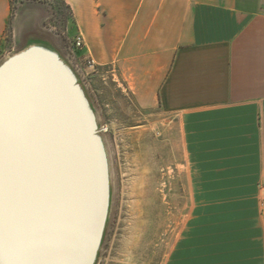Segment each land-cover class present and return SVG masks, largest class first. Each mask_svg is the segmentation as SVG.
<instances>
[{
    "label": "crops",
    "instance_id": "0c3cea01",
    "mask_svg": "<svg viewBox=\"0 0 264 264\" xmlns=\"http://www.w3.org/2000/svg\"><path fill=\"white\" fill-rule=\"evenodd\" d=\"M61 1L79 60L180 126L196 222L165 264H264V0Z\"/></svg>",
    "mask_w": 264,
    "mask_h": 264
},
{
    "label": "rangeland",
    "instance_id": "374dc122",
    "mask_svg": "<svg viewBox=\"0 0 264 264\" xmlns=\"http://www.w3.org/2000/svg\"><path fill=\"white\" fill-rule=\"evenodd\" d=\"M10 3L11 16L0 45V63L20 50L27 39L40 35L47 37L78 74L97 113L110 161L112 194L110 216L96 264H165L186 227L196 222L192 210L196 208L193 199L197 193V178L188 168L178 122L171 116L162 115L156 108L140 109L104 70L97 72L94 65L91 68L87 64L89 59L79 60L75 51L80 50L74 49L73 43L80 34L73 40L66 38L70 14L60 0H10ZM253 5V0H239L243 9H251ZM19 65L51 70L64 81L63 74L40 56L12 63L0 77L4 75L6 79L5 73ZM9 79L4 80L5 86ZM84 125L87 128L85 122ZM91 148L95 162V150ZM95 167L99 184L98 218L102 206L103 176L96 162ZM57 187L60 204L77 201V197L81 204L84 203L86 197L82 200L73 195L72 189L77 187L71 185V189L67 182L62 181ZM78 188V193L82 194L87 187L78 183ZM58 211L55 221L59 232L56 234L52 233L54 229H45L43 221H40L43 237L30 239L25 234L26 242L20 245L24 238L21 230L12 235L9 233L12 236L9 239L3 230L5 251L0 256V264H41L40 253L44 245L50 257L43 264H84L89 248L83 245L86 233L81 225L74 231L76 237L71 242L74 249L70 256L66 224L63 222L64 217H68L64 215L67 209L59 208ZM78 217L80 222L86 221L85 215ZM56 249L58 256L55 258Z\"/></svg>",
    "mask_w": 264,
    "mask_h": 264
},
{
    "label": "bare ground",
    "instance_id": "6f19581e",
    "mask_svg": "<svg viewBox=\"0 0 264 264\" xmlns=\"http://www.w3.org/2000/svg\"><path fill=\"white\" fill-rule=\"evenodd\" d=\"M23 67L19 65L5 73V78H10L6 86L10 106L4 129L3 201L6 203L3 204L1 227L8 239L21 230L24 238L20 245H24L25 234L30 239L43 237L40 221L45 229L58 233L57 211L65 208L64 215L68 217H64L63 222L71 256L74 231L83 227L86 233L83 245L87 249L96 224L99 184L92 148L85 125L82 139L77 137L78 115H75L71 98L63 90V81L51 70ZM2 78L6 80L4 75ZM60 181L67 182L70 188L71 185L77 187L76 190L71 188L75 192L73 195L82 200L86 197V201L81 204L77 197V201L60 204L57 191ZM78 183L86 185L85 194L78 193ZM80 215H85L86 221L80 222ZM42 248L41 264L50 257L46 246ZM57 256L56 249L54 257Z\"/></svg>",
    "mask_w": 264,
    "mask_h": 264
},
{
    "label": "water",
    "instance_id": "95a60500",
    "mask_svg": "<svg viewBox=\"0 0 264 264\" xmlns=\"http://www.w3.org/2000/svg\"><path fill=\"white\" fill-rule=\"evenodd\" d=\"M40 56L49 60L64 77L63 90L71 98L78 122L77 137L82 139L83 125L86 124L89 144L94 148L95 162L102 169L103 195L102 206L97 218L94 231L88 243V253L84 264H96L105 237L106 228L111 209V178L110 161L105 141L99 129L97 113L93 108L81 80L58 48L50 40L43 36L31 37L26 40L24 46L17 52L9 55L0 63V74L9 65L18 60Z\"/></svg>",
    "mask_w": 264,
    "mask_h": 264
},
{
    "label": "snow or ice",
    "instance_id": "6c2138e0",
    "mask_svg": "<svg viewBox=\"0 0 264 264\" xmlns=\"http://www.w3.org/2000/svg\"><path fill=\"white\" fill-rule=\"evenodd\" d=\"M10 101L6 86L2 77H0V220L3 215V193H4V174H3V152H4V129L6 115ZM5 251L3 229L0 227V256Z\"/></svg>",
    "mask_w": 264,
    "mask_h": 264
},
{
    "label": "built area",
    "instance_id": "2783aa9c",
    "mask_svg": "<svg viewBox=\"0 0 264 264\" xmlns=\"http://www.w3.org/2000/svg\"><path fill=\"white\" fill-rule=\"evenodd\" d=\"M73 48L76 50H81L83 48V38L81 37V35H78L73 43ZM87 64L92 68L93 67V63L91 60H87Z\"/></svg>",
    "mask_w": 264,
    "mask_h": 264
},
{
    "label": "trees",
    "instance_id": "16d2710c",
    "mask_svg": "<svg viewBox=\"0 0 264 264\" xmlns=\"http://www.w3.org/2000/svg\"><path fill=\"white\" fill-rule=\"evenodd\" d=\"M61 1V0H60ZM62 2V1H61ZM62 4L64 5V3L62 2Z\"/></svg>",
    "mask_w": 264,
    "mask_h": 264
}]
</instances>
